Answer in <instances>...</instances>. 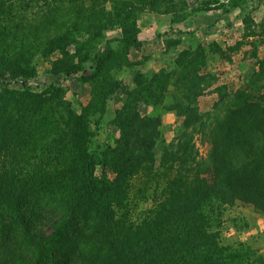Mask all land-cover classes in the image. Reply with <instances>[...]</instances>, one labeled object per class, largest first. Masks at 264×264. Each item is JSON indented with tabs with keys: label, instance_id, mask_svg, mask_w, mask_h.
I'll return each instance as SVG.
<instances>
[{
	"label": "trees",
	"instance_id": "obj_1",
	"mask_svg": "<svg viewBox=\"0 0 264 264\" xmlns=\"http://www.w3.org/2000/svg\"><path fill=\"white\" fill-rule=\"evenodd\" d=\"M237 2L230 8L244 4ZM145 11L178 24L195 10L185 0H0V264H264V255L222 244L209 217L214 204L237 202L264 214V61L257 62L262 79L233 91L213 87L217 78L203 73L201 45L181 48L172 70L149 78L139 71L145 58L126 62L137 69L134 88L111 119L119 137L90 147L121 85L113 77L122 66L119 51L110 44L125 56L139 48L137 21ZM113 29L119 37L107 39ZM166 41L167 49L181 45ZM53 52L60 58L48 74L96 80L79 113L56 86L38 93L10 85L28 80L35 58ZM87 67L92 74L83 75ZM210 88L217 99L202 113L198 99ZM170 89L168 110L183 122L165 144L159 117L141 115L138 106L160 105ZM53 108L58 116L46 119ZM51 120L56 131L41 145V127ZM198 139L209 145L205 157ZM159 179L161 199L131 222V192L136 197Z\"/></svg>",
	"mask_w": 264,
	"mask_h": 264
},
{
	"label": "rangeland",
	"instance_id": "obj_2",
	"mask_svg": "<svg viewBox=\"0 0 264 264\" xmlns=\"http://www.w3.org/2000/svg\"><path fill=\"white\" fill-rule=\"evenodd\" d=\"M240 0H185L186 6L189 10L195 11L187 14L185 20L189 21V24H194V18L201 17L202 24L197 29L189 30L193 36L184 37L178 31L174 33L170 39L173 42L176 40L182 44L181 48H188L194 50L195 47L201 45L207 54L206 65L203 69V73H211L217 82L215 86H226L230 91L237 90L246 86L249 81H256L263 78L262 68L257 66L258 61H264V8L260 11L261 5H264V0H244L245 6L239 4L233 8L234 13L232 15L233 22L226 16V11H231V3ZM202 2H207L205 6ZM238 3V2H237ZM179 7L178 1H175ZM256 6V7H254ZM162 6L161 8H165ZM147 12V11H145ZM156 15V14H154ZM141 16V15H140ZM139 16V18H140ZM166 16V15H165ZM171 18V16H168ZM194 17V18H193ZM189 18V19H188ZM229 20V21H228ZM232 20V19H231ZM215 26L216 24H218ZM230 24L233 28L227 29L225 25ZM235 24V25H234ZM171 28V27H170ZM167 31V27L159 32L158 36L162 32L170 33L171 29ZM222 28L224 30H222ZM187 32V31H185ZM120 30L113 29L106 32L105 37L111 39L113 37H119ZM153 35L151 34L149 38ZM167 41L163 43L162 48L165 49ZM116 43H111L110 46L119 51L117 57L119 62L122 63L119 71L115 72L113 77L117 81H121V85L118 86V91L115 97L109 99L108 111L109 113L102 116L101 126L97 129L95 136L91 140L90 147L93 148L96 144L104 147L106 145H113L114 141L119 137V131L111 124L112 116H114L117 109H119L125 101L127 95L134 88L133 73L136 72L137 67L126 66V62L135 63L141 59H136L134 56L139 53L138 48H129L126 52V56L123 55V51L115 46ZM160 44V43H159ZM170 44V43H168ZM99 46V45H98ZM154 46V45H152ZM161 51L160 45H157ZM69 52L73 51V47H69ZM163 52V51H162ZM60 58L58 52H53L47 59L37 56L34 60L35 70L28 80L21 79L10 82L12 88L21 89L23 83L26 84L35 92H43L50 85L58 87L61 92L64 101L70 104L72 110L79 113L81 108L88 105L92 97L95 95V81L90 80L87 83L80 82L78 80L79 75H70L68 77L52 76L48 74V70L51 68V62ZM172 60V57H169ZM174 59V56H173ZM85 62L86 66L90 65V62ZM146 61L142 64L140 74L149 78L151 72H146L143 69ZM172 62L162 68L166 71L172 70ZM161 70V69H160ZM83 75L92 74L88 69L86 72H82ZM207 92L198 99V107L202 113L211 111L213 103L217 99V95ZM173 89H170L162 103L158 106L140 104L138 106L141 115L157 116L161 121L159 130L160 137L165 144L171 142L182 131V116L175 111L168 110L172 99L170 94ZM168 96V97H166ZM46 119L49 116H55L58 110H45ZM43 116V115H42ZM41 117L40 119H42ZM57 121L51 120L48 125H42L41 131V145L47 144L48 137L51 133L55 132ZM44 134V135H43ZM38 139V138H37ZM39 140V139H38ZM197 148L200 156L205 157L209 149V145L206 142H200V139L196 141ZM161 146V144H160ZM161 152L160 147L157 148L155 156L159 158ZM157 164H158V160ZM107 176L113 179L114 173L107 171ZM160 183L156 188L155 184ZM133 184H141L133 181ZM132 184V185H133ZM164 186V179L155 180V183L146 184V189L141 187V192L134 197L131 192L129 201L131 222H140L148 210L155 207L159 198V191ZM144 189V191L142 190ZM210 221L213 224V229L218 232L220 242L222 244H228L234 247L243 246L249 248L257 255H264V214L256 211L252 206L237 202L233 205H218L212 206L210 213Z\"/></svg>",
	"mask_w": 264,
	"mask_h": 264
},
{
	"label": "crops",
	"instance_id": "obj_3",
	"mask_svg": "<svg viewBox=\"0 0 264 264\" xmlns=\"http://www.w3.org/2000/svg\"><path fill=\"white\" fill-rule=\"evenodd\" d=\"M245 4L243 5V7ZM256 7V6H254ZM262 8H264V5H261L260 11H262ZM235 9H231L230 12L226 13V16L230 18V21H232V24L234 22H237L234 20L233 22V13ZM264 13V12H263ZM194 18V17H193ZM200 17L194 18V24H189L188 20H185L178 24L170 23V18L165 15H154L151 12H144L141 14L139 20L137 21V27L139 29L138 33V40L140 41V45L138 48V52L134 58L135 60L138 59H146V63L144 65V70L146 72L154 71L157 72L162 68H165V66H168L170 62L173 61V56H175L178 53V49L181 47L175 46V48L170 49H163V43L173 37L174 33H177L178 31L185 32L192 29H197L202 22L200 21ZM189 19V18H188ZM232 19V20H231ZM229 21V20H228ZM219 25L216 24L215 26ZM235 25V24H234ZM227 29L230 30V28H233L232 25L227 24L225 25ZM167 27V31H169V28L171 29L170 33L162 32L160 36H158L159 32L164 30ZM222 30H224L222 28ZM153 35L151 38L148 39L150 35ZM160 43V44H159ZM154 45V46H152ZM160 45L161 49L157 46ZM179 47V48H178ZM137 50V49H136ZM169 57H172V60L169 59ZM142 67V66H141Z\"/></svg>",
	"mask_w": 264,
	"mask_h": 264
}]
</instances>
